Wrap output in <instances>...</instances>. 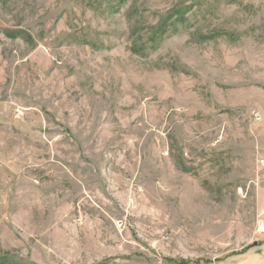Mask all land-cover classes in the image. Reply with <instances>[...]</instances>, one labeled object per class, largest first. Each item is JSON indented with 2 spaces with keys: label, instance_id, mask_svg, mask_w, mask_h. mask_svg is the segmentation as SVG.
I'll return each mask as SVG.
<instances>
[{
  "label": "rangeland",
  "instance_id": "obj_1",
  "mask_svg": "<svg viewBox=\"0 0 264 264\" xmlns=\"http://www.w3.org/2000/svg\"><path fill=\"white\" fill-rule=\"evenodd\" d=\"M264 0H0V264H264Z\"/></svg>",
  "mask_w": 264,
  "mask_h": 264
},
{
  "label": "built area",
  "instance_id": "obj_2",
  "mask_svg": "<svg viewBox=\"0 0 264 264\" xmlns=\"http://www.w3.org/2000/svg\"><path fill=\"white\" fill-rule=\"evenodd\" d=\"M258 231L264 234V222L259 225Z\"/></svg>",
  "mask_w": 264,
  "mask_h": 264
}]
</instances>
